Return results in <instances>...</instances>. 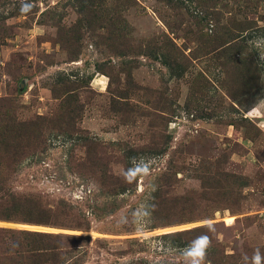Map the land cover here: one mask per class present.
<instances>
[{"label": "rangeland", "instance_id": "374dc122", "mask_svg": "<svg viewBox=\"0 0 264 264\" xmlns=\"http://www.w3.org/2000/svg\"><path fill=\"white\" fill-rule=\"evenodd\" d=\"M203 237L201 264H264V0H0V264H185Z\"/></svg>", "mask_w": 264, "mask_h": 264}, {"label": "trees", "instance_id": "16d2710c", "mask_svg": "<svg viewBox=\"0 0 264 264\" xmlns=\"http://www.w3.org/2000/svg\"><path fill=\"white\" fill-rule=\"evenodd\" d=\"M10 214L18 215L23 220L35 223H49V211L42 208L37 200H20L12 198L9 202ZM8 215V214H5ZM10 217V216H9ZM200 227H194L183 230H176L163 233V236L171 238H181L192 232L199 231ZM10 236L13 238L11 244L12 251L17 253L30 252V256H40L41 253L48 248L52 235L28 230L10 231ZM15 249V250H14ZM20 249V250H18Z\"/></svg>", "mask_w": 264, "mask_h": 264}, {"label": "clouds", "instance_id": "9594fccd", "mask_svg": "<svg viewBox=\"0 0 264 264\" xmlns=\"http://www.w3.org/2000/svg\"><path fill=\"white\" fill-rule=\"evenodd\" d=\"M203 242V243H201ZM200 246L195 250L192 251L191 249L188 250V252L185 254V264H201L203 261L206 249L210 244V241L207 237H203L201 239ZM260 256L257 253L254 257L255 264H260Z\"/></svg>", "mask_w": 264, "mask_h": 264}, {"label": "snow or ice", "instance_id": "6c2138e0", "mask_svg": "<svg viewBox=\"0 0 264 264\" xmlns=\"http://www.w3.org/2000/svg\"><path fill=\"white\" fill-rule=\"evenodd\" d=\"M201 243H203V242H201Z\"/></svg>", "mask_w": 264, "mask_h": 264}]
</instances>
